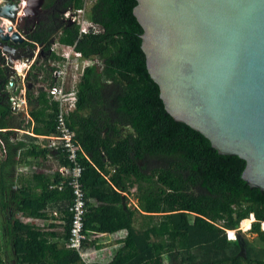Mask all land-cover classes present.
Listing matches in <instances>:
<instances>
[{
	"label": "trees",
	"instance_id": "1",
	"mask_svg": "<svg viewBox=\"0 0 264 264\" xmlns=\"http://www.w3.org/2000/svg\"><path fill=\"white\" fill-rule=\"evenodd\" d=\"M83 4L45 0L42 17L28 36L48 64L59 59V49L50 50L54 42L72 46L92 63L84 67L78 83L76 110L66 117L83 155L80 182L86 199L95 201L89 202L84 219V248L101 249L94 238L127 232L110 260L95 264H166L167 256L171 264H264V192L242 179L245 160L219 154L203 134L168 113L140 49L142 29L132 13L136 0H94L89 15L104 30L95 37L79 35L77 25L60 19L68 7L79 10ZM116 24L121 29L108 32ZM39 70L51 76V69L42 65ZM2 71L0 67V78ZM33 76L37 80L38 75ZM36 92L28 93L34 108L24 130L32 127L36 136L54 134L59 103L43 88ZM12 118L9 97L0 95L1 129L12 128L7 126ZM11 132H0L9 148L0 166L4 172L15 162L12 146L23 149L25 157L50 153L38 145L25 147L22 141L15 146ZM51 153L60 157V166H69L62 153ZM52 172L35 174L33 186L15 183V190L13 183L1 179V206L13 203L20 217L5 219L0 229V264H87L68 248L73 191L68 179L56 169ZM131 190L137 201L134 210L123 196ZM48 205H55L52 214L62 221L60 232L22 220H50ZM251 215V231L261 247L250 245L242 232L228 240L227 231L236 230Z\"/></svg>",
	"mask_w": 264,
	"mask_h": 264
},
{
	"label": "water",
	"instance_id": "2",
	"mask_svg": "<svg viewBox=\"0 0 264 264\" xmlns=\"http://www.w3.org/2000/svg\"><path fill=\"white\" fill-rule=\"evenodd\" d=\"M3 1L0 51L10 56L23 40L6 23L22 29L44 0H20V18L19 0ZM132 13L168 113L245 160L242 179L264 192V0H136Z\"/></svg>",
	"mask_w": 264,
	"mask_h": 264
},
{
	"label": "built area",
	"instance_id": "3",
	"mask_svg": "<svg viewBox=\"0 0 264 264\" xmlns=\"http://www.w3.org/2000/svg\"><path fill=\"white\" fill-rule=\"evenodd\" d=\"M3 3L4 1L1 5H3ZM21 5H24L22 1H20V6ZM84 10L85 7L79 10H68L64 14V20L67 23L77 25L79 35L95 37L102 34L104 30L97 25V23L93 22L89 13L87 12L88 14L86 15ZM1 19L0 17V25ZM15 22H17V20ZM7 24H10V22H7ZM58 49L59 52L55 53L59 56V59H55L48 64L49 69H51V78L54 84H49L48 87L45 88L48 96L59 103L57 130L56 133L47 135L44 138L47 140L46 145L48 148L52 151L62 153L69 162V166L67 167L59 165V167L56 168L64 178L68 179L69 187L73 191V202L70 206L73 219L68 248L76 250L85 263L92 264V260L90 259L91 254L84 248V243L87 239L83 234L84 219L89 211L88 204L90 201L86 199V192L80 182L84 173V167L81 163L83 155L80 156L82 151L75 142V133L70 130L66 121L67 115L75 111L77 107V86L83 73V69L81 68H83V64L87 66L90 62L88 59L84 58L80 52L75 51L72 46H63L56 42L51 44V51ZM9 83L11 86L13 85V81ZM9 99L15 111L20 110L21 104L27 106L26 98L18 101L16 99V94L15 100L13 97H9ZM27 116L29 119L30 116L28 112ZM1 143L2 148L6 149L5 144L2 141ZM60 190H62V188H60ZM55 216H57V214H55ZM250 217L252 221H255L253 215ZM242 222H240L236 230L227 231L228 240L235 239L236 233L239 231H247L242 229ZM248 229H251V226H249ZM262 229L264 230V222L262 223Z\"/></svg>",
	"mask_w": 264,
	"mask_h": 264
},
{
	"label": "rangeland",
	"instance_id": "4",
	"mask_svg": "<svg viewBox=\"0 0 264 264\" xmlns=\"http://www.w3.org/2000/svg\"><path fill=\"white\" fill-rule=\"evenodd\" d=\"M22 3L24 4L23 1H22ZM93 3H94V0H90L87 2L85 10H84L86 15L89 13V10H90L91 6L93 5ZM16 16H17V13H16ZM119 29H121V27L118 24H116V25L111 26L109 28L108 32H115V31H118ZM39 48H34L33 53L23 57L22 59L21 58L14 59L15 60L14 63L20 62L22 64L21 65V68H22L21 73H18L16 71L11 70L9 68L8 61L6 62L7 66L4 65L3 61H0V63H1L0 67H2V69H4V71L6 73V80L9 82L13 81L12 86L10 85V83H8V85L1 88L0 90L3 93L5 92L7 97H13L14 100H15V94H16V99L18 101H21L22 99H25V98L27 101V106L21 104V108L19 111H15L12 108L13 109V118H12L11 123H9L7 125V126H10L12 128L1 129V126H0V132L12 131L9 134L11 138L14 136V139L11 140L12 143H15V133H17L18 137L24 138L23 135L25 133H23V131H22V130H24L23 125H24V123L26 125V122H29L27 112L29 114V111L34 108V106L30 104V101L28 99L29 91L36 94L37 93L36 89H39V88L45 89L48 87L49 84H51V81H53V79L50 78L51 76H49L48 73L46 74L42 70H39V69H41V67L43 65V68L47 69V71H50V69H48L49 68L48 62H47V60L44 61L45 56L43 54H41ZM90 64H92V63H89L87 66L85 64H83V68H81V69H84V67H88ZM33 75H38L37 80L34 79ZM52 84H54V81L52 82ZM22 111H26V112H22ZM19 123H20V125H22L21 126L22 130H17V132H15V130H16L15 126H17ZM28 130H30V129H28ZM31 131L32 130H30V132ZM5 140L6 139L3 137V135H0V166L2 165L4 160L6 158H8V153H9L8 152L9 148L7 147L8 144L6 143ZM1 141L5 144L6 149L2 148ZM10 154H11L10 155L11 157H15V156H13V155H15V147L12 146ZM13 160H15V158ZM46 167L49 169L52 166L50 165L48 167V165H47ZM4 169L5 168H3V170H2V168H0V181L4 177L5 180H7L10 183H13V185H14L13 189L15 190V162H14V164H13V162H11V166L9 165V167L7 168L8 171L6 170L4 172ZM0 195H1V190H0ZM134 196H135V191H132V193H130V195H129V201L127 204L131 210H134L137 207V201L135 200ZM0 201H1V197H0ZM19 215L20 214H17V215L15 214V205L13 203L9 204L5 208L2 207L1 203H0V229H2L3 222L5 221V219H10L13 221ZM22 220L25 221V218H22ZM27 221H30V220H27ZM137 222L138 223L136 224V226H138V224L141 223V219L138 218ZM41 223L42 222H39V224H41ZM241 227L243 230H245V231L247 230V227H244L243 225ZM241 232L243 233L244 237L247 239V241L249 242L250 245L257 247V248L261 247V242L258 240L256 233L252 232L251 230L248 232H243V231H241ZM1 242H3V238H2V235L0 234V243ZM12 263H13V261H12ZM165 263L171 264L168 256L165 257Z\"/></svg>",
	"mask_w": 264,
	"mask_h": 264
},
{
	"label": "crops",
	"instance_id": "5",
	"mask_svg": "<svg viewBox=\"0 0 264 264\" xmlns=\"http://www.w3.org/2000/svg\"><path fill=\"white\" fill-rule=\"evenodd\" d=\"M31 123H32L31 125L34 126V123L33 122ZM17 130H20V129H16L15 132H17ZM30 130L32 131L30 132ZM30 130H27V131L22 130V131L23 133H25L24 135L28 134L31 137L36 138L37 140L34 141L26 137L20 138L18 137L17 133H15V146L17 145V143H19V141L20 142L22 141L23 145L28 148H30L32 145H38L40 146L41 149L50 150V148H48L46 145L47 140L44 138L45 136H36L33 133L32 127L30 128ZM22 151L23 149L19 150L15 148V183L18 187H21V186L29 187L30 185L33 186L35 184L34 177H33L35 174L51 176V174H53L52 171H55V169L59 167L60 157H58L56 154L51 153L52 150L47 155L46 153H43L42 155L32 154V155H27L26 157L25 155H23L24 153L21 154ZM37 152H40V151H37ZM47 165L48 167L50 165L52 167L48 169L46 167ZM106 179L109 180V177H107ZM17 186H15V188ZM132 191H135V190H131L128 194H123V196L128 198V201H129V195L130 193H132ZM90 203L93 205L95 204V201H92ZM54 208H55V205H48L47 207L50 220L26 217L25 222H28L34 226L44 227L45 230L46 229L50 230L49 232H57V231L60 232L62 229L59 226L62 225V221H60V218L58 215L53 217V214H54L53 212H55ZM26 219L30 221H27ZM248 219L251 220V217ZM248 219H245V220H248ZM39 222H42V223L39 224ZM252 223L253 221L251 220L249 226H251ZM250 230L251 229H248L247 227L246 232ZM126 236H127V232L121 231L119 233H116L106 238H100V237L94 238V239L99 240L100 242L99 246H101V249L97 250V249H94L93 247L88 249V252H90L91 254L90 259L92 260V264L110 260L115 250L118 249L119 241L124 240Z\"/></svg>",
	"mask_w": 264,
	"mask_h": 264
},
{
	"label": "flooded vegetation",
	"instance_id": "6",
	"mask_svg": "<svg viewBox=\"0 0 264 264\" xmlns=\"http://www.w3.org/2000/svg\"><path fill=\"white\" fill-rule=\"evenodd\" d=\"M88 1H90V0H84V4H83V7H86V4H87V2ZM13 3H15V5H16V7L17 8H19L20 7V0L19 1H17V2H13ZM19 3V4H18ZM2 4V1H0V5ZM23 4V3H22ZM44 4H45V0H44V3H43V5L41 6V8L37 11V13H36V15L35 16H33V17H29L28 19H25V21H24V24H23V26H22V29H19V22H14L13 24L11 23V24H7L6 23V25H12V27L14 28V31H17V32H19L20 33V37H21V39L23 40V42L22 43H17V44H15L14 45V47L17 49V52L15 53V55H4L3 53H1V51H0V61H3V63H4V65L5 66H7L6 65V62H7V59H10L11 61H13L14 59H19V58H23V57H25V56H27V55H30L31 53H33V51H34V48H39V46L38 45H36V44H34L30 39H29V34H30V32H31V30L33 29V28H35V26L37 25V23H38V21H39V19H41V17H42V8H43V6H44ZM23 7H24V5H23ZM82 7V8H83ZM68 10H74L72 7H68L66 10H64L63 11V13L61 14V16H60V19H62V21L65 23L66 21L64 20L65 18H64V14L66 13V11H68ZM16 12H17V10H16ZM19 14V13H18ZM17 14V15H18ZM18 18V17H17ZM70 24V23H69ZM40 49V48H39ZM40 52H41V50H40ZM15 61V60H14ZM13 61V62H14ZM12 65H13V63H12ZM12 65H9V68L11 69V70H13V71H15L14 70V67H12ZM2 68V67H1ZM3 71H2V76H3V78H0V88H3L4 86L2 85V84H4V81H7L6 80V73H5V71H4V69H2ZM0 95L2 96V97H5V96H7L6 94H5V92L3 93L1 90H0Z\"/></svg>",
	"mask_w": 264,
	"mask_h": 264
},
{
	"label": "bare ground",
	"instance_id": "7",
	"mask_svg": "<svg viewBox=\"0 0 264 264\" xmlns=\"http://www.w3.org/2000/svg\"><path fill=\"white\" fill-rule=\"evenodd\" d=\"M18 4H19V3H18ZM22 9H23V5H21V6L17 9V12H16V13H17V14L19 13V14L17 15V17H19V18L24 16V13H23V10H22ZM21 65H22V64H21L20 62H15V66H14L15 68H14V70H15L16 72H18V73H21V72H22ZM250 221H251V220H249V219H248V220H245V221L242 222V225H243L244 227H249V225H250Z\"/></svg>",
	"mask_w": 264,
	"mask_h": 264
},
{
	"label": "clouds",
	"instance_id": "8",
	"mask_svg": "<svg viewBox=\"0 0 264 264\" xmlns=\"http://www.w3.org/2000/svg\"><path fill=\"white\" fill-rule=\"evenodd\" d=\"M12 67H14V62H13V65H12ZM15 68V67H14Z\"/></svg>",
	"mask_w": 264,
	"mask_h": 264
}]
</instances>
